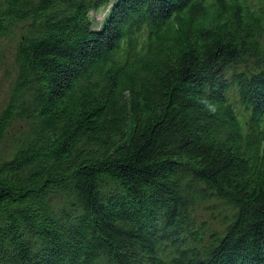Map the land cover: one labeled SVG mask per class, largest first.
<instances>
[{
    "label": "trees",
    "instance_id": "1",
    "mask_svg": "<svg viewBox=\"0 0 264 264\" xmlns=\"http://www.w3.org/2000/svg\"><path fill=\"white\" fill-rule=\"evenodd\" d=\"M6 49L0 264H264V0H0Z\"/></svg>",
    "mask_w": 264,
    "mask_h": 264
},
{
    "label": "rangeland",
    "instance_id": "2",
    "mask_svg": "<svg viewBox=\"0 0 264 264\" xmlns=\"http://www.w3.org/2000/svg\"><path fill=\"white\" fill-rule=\"evenodd\" d=\"M96 20H102L106 14V9L102 8L98 11H93ZM9 48V47H8ZM7 48V49H8ZM3 60L0 61V110L7 99L10 83L14 78V69L12 67L13 55L7 51ZM197 216L202 222H207V227L212 226V229L222 230L223 216L220 211L213 210L209 207H197ZM196 208V209H197ZM216 214L215 218L212 217Z\"/></svg>",
    "mask_w": 264,
    "mask_h": 264
}]
</instances>
